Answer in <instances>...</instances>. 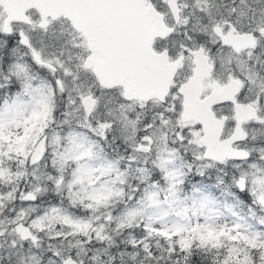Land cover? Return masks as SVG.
I'll return each instance as SVG.
<instances>
[{
  "label": "snow or ice",
  "instance_id": "snow-or-ice-1",
  "mask_svg": "<svg viewBox=\"0 0 264 264\" xmlns=\"http://www.w3.org/2000/svg\"><path fill=\"white\" fill-rule=\"evenodd\" d=\"M0 264H264V0H0Z\"/></svg>",
  "mask_w": 264,
  "mask_h": 264
}]
</instances>
